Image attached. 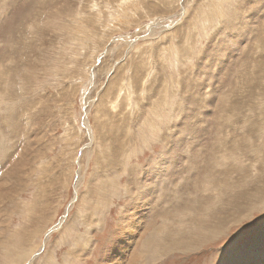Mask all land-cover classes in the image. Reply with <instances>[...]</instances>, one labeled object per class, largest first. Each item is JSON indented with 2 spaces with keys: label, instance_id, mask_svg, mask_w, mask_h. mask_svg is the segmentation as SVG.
Wrapping results in <instances>:
<instances>
[{
  "label": "rangeland",
  "instance_id": "374dc122",
  "mask_svg": "<svg viewBox=\"0 0 264 264\" xmlns=\"http://www.w3.org/2000/svg\"><path fill=\"white\" fill-rule=\"evenodd\" d=\"M235 2L0 0V264H264V0Z\"/></svg>",
  "mask_w": 264,
  "mask_h": 264
},
{
  "label": "bare ground",
  "instance_id": "6f19581e",
  "mask_svg": "<svg viewBox=\"0 0 264 264\" xmlns=\"http://www.w3.org/2000/svg\"><path fill=\"white\" fill-rule=\"evenodd\" d=\"M182 9H183V7H182ZM183 13V12H182ZM87 105V104H86ZM86 115H87V113H84V119H86ZM87 120V119H86ZM84 124V126H85V128H86V130H87V134H88V139H89V142H91L92 141V138L94 139V137H92L93 135L91 134V132L89 131V129H88V124L87 123H83ZM88 146H89V144H88ZM145 215V214H144ZM149 215V214H148ZM142 217V216H141ZM64 219V218H63ZM140 219V218H139ZM146 219V218H145ZM141 220H142V218H141ZM140 220V221H141ZM61 221H62V219H60L59 220V222L58 223H56L54 226H53V228L52 229H50L47 233H46V235L48 236V234H50L51 232L53 233V232H55V231H57L59 228V226H60V223H61ZM143 222H144V220H143ZM146 222V221H145ZM145 222L143 223V225L145 224ZM142 229V228H141ZM135 230H133V232H134ZM132 232V233H133ZM135 234V233H134ZM51 236V235H50ZM130 241V240H129ZM128 244V243H127ZM42 248L40 247V249L39 250H41ZM39 252V251H38ZM37 252V253H38ZM37 253H35V254H33L32 255V257H31V259L30 260H28V264H30L31 262H32V260L34 259V257H35V255L37 254ZM262 253V252H261ZM123 254V253H122ZM104 263V262H103ZM122 263V262H121Z\"/></svg>",
  "mask_w": 264,
  "mask_h": 264
},
{
  "label": "snow or ice",
  "instance_id": "6c2138e0",
  "mask_svg": "<svg viewBox=\"0 0 264 264\" xmlns=\"http://www.w3.org/2000/svg\"><path fill=\"white\" fill-rule=\"evenodd\" d=\"M230 7L236 8L237 10H242L243 9L242 0H236L235 3L230 5Z\"/></svg>",
  "mask_w": 264,
  "mask_h": 264
}]
</instances>
